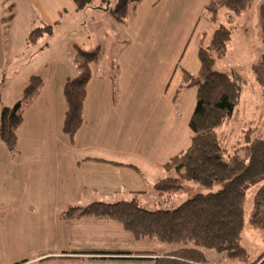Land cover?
Returning a JSON list of instances; mask_svg holds the SVG:
<instances>
[{
	"label": "crops",
	"instance_id": "0c3cea01",
	"mask_svg": "<svg viewBox=\"0 0 264 264\" xmlns=\"http://www.w3.org/2000/svg\"><path fill=\"white\" fill-rule=\"evenodd\" d=\"M94 1L78 9L73 0H0L13 5L14 14L7 24L0 19L1 105H13L30 77H40L44 83L16 132V154L11 155L0 141V224L24 229L28 240L36 228L47 229L46 243L38 254L18 257L17 262L13 257L11 264L141 259L153 264L152 260L167 254L146 250L164 244L135 241L115 222L62 220L59 214L93 203L135 201L141 206L154 192V184L169 176L163 165L187 150L193 138L188 123L196 89L184 88L183 71L197 75L202 40L210 34L211 24L222 16L228 20L229 15L220 10L216 21L203 15L215 0H141L132 14L117 22L110 13L114 6ZM263 3L251 0L236 17L240 39L252 31L241 21L255 19ZM89 10L88 37L72 42L63 34L64 40L54 49L57 27L65 29L74 16L76 23L86 25L82 18ZM44 26L52 27L51 36L28 45L30 32ZM227 28L232 39L236 30ZM28 46L32 58L22 62L17 52ZM74 46L84 51L99 49V60L90 66L83 124L69 139L62 132L67 109L63 88L67 79L77 75ZM62 48H66L64 57L57 55ZM17 63H24L21 78L13 77Z\"/></svg>",
	"mask_w": 264,
	"mask_h": 264
},
{
	"label": "trees",
	"instance_id": "16d2710c",
	"mask_svg": "<svg viewBox=\"0 0 264 264\" xmlns=\"http://www.w3.org/2000/svg\"><path fill=\"white\" fill-rule=\"evenodd\" d=\"M140 1L118 0L110 13L117 22H123ZM73 2L78 9H83L92 0ZM250 3L251 0H215L204 8L203 15L212 21H216L220 10L238 16L248 9ZM8 9L9 23L14 16L13 5H9ZM51 34V26L33 29L27 44L33 45L43 36ZM230 40V29L218 26L207 45L201 44L198 49L200 69L197 75L183 71L184 88L196 89L195 108L188 123L193 138L187 150L163 165L162 169L169 176L153 186L154 191L166 200L186 192L185 183H194L206 189L219 184L221 188L207 194H196L171 210L150 211L135 201L93 203L84 209L69 207L59 214L60 219L108 220L120 225L135 241L180 246L152 260L153 264H207L205 251L225 253L227 258L245 264H257L264 258L263 254L259 261L249 262L248 254L241 246L246 194L255 186L259 188L253 197L249 223L264 231V136L256 133L244 137L243 146H235L230 154L221 145L217 132L229 123L241 97L239 84L226 73L214 70L215 63L225 57ZM73 51L77 75L67 79L63 88L67 109L62 132L69 139L83 124L90 66L99 60V49L84 51L74 46ZM254 74L264 88V53L254 66ZM43 86L40 77L32 76L13 105L3 106L0 102V141L11 155L16 154V132L23 122L24 112Z\"/></svg>",
	"mask_w": 264,
	"mask_h": 264
},
{
	"label": "rangeland",
	"instance_id": "374dc122",
	"mask_svg": "<svg viewBox=\"0 0 264 264\" xmlns=\"http://www.w3.org/2000/svg\"><path fill=\"white\" fill-rule=\"evenodd\" d=\"M117 2L118 0H105L103 3L100 1L101 4L105 5V7H115ZM94 3H98V1L95 0ZM7 5H3L2 2H0V19L1 23H3L2 20H4L5 24L8 23L7 17L10 15ZM89 5L90 3L86 7ZM262 7L263 10H258L256 13L254 11L255 19L252 18L251 20L246 19L241 21L243 24L246 23L244 25L246 28L250 26L252 30L249 36L245 34L241 36L242 40L240 39L241 29L238 25L239 20H236L239 18H236V15H233L226 10L222 11L229 15L228 20L226 19L227 21H224L222 16L219 20H217L216 24H211L210 26V34L219 26V24L225 27H231L232 30L233 28L236 30V32H233L231 42L228 44L227 54L222 60L217 61L214 65V70L226 73L230 76V78L234 79L241 88L240 101L233 112L231 120L228 124L217 130V132L220 133L221 145L227 149L230 154L233 152L235 146H243L244 137H251L256 133H264V88L262 87V84L257 81L256 75L254 74V66H256V64L260 61V59L258 60V58H261L260 55L264 53V3L262 4ZM85 13L86 14H83L84 18H82V20L83 23L84 21H87L86 25H82V22L81 24L76 23L78 17L74 16L72 23L65 29L62 26L57 27L58 33L55 35L54 41L52 42L54 49H57V46H59L61 41L64 40L65 36L63 34H66V37L70 38L72 42H82L83 39L88 37V30L92 25V12L89 10ZM210 34L205 37V41L202 43L204 46L207 45ZM43 37L46 38L47 36ZM43 43L44 40L42 41V44ZM89 43L90 41L88 44ZM31 49V46H28L23 50L18 51L19 60L24 62L31 59L33 55ZM57 55L64 57L66 55V48H62L61 50L59 49L57 51ZM23 65L24 63H17L15 65L12 72H15L16 75L13 77L21 78L23 76L25 69ZM9 78H11L10 75L7 79ZM185 188L186 192L176 194L171 201L167 202L164 201L163 198L159 197L154 191L151 195H147L144 198L141 206L150 211L157 209L171 210L178 207L183 202L193 198L196 194L215 192L221 188V185L216 184L212 189H206L194 183H185ZM258 188L259 186H255L248 190L244 206L245 225L241 246L247 252L249 262L251 263H255L264 254V231L252 227L249 223L250 213L253 206V197ZM46 230L47 229L45 228H36V233L28 240L27 238H24V229L13 228L9 226V224L1 223L0 264H11V262H13V257L15 258V262H17L16 258L18 257L25 256L26 258H30L35 254H38L46 243ZM18 233H21L20 237L17 236ZM155 245L160 244L156 243ZM179 248V245L164 244L162 248H158L157 246H148L146 250L154 252L155 254H162L163 252L168 254ZM205 257L207 264H245L243 262L227 258L225 253H217L214 251H205ZM144 260L146 259H143V261L136 260V262H129L125 260H116L111 262L105 260V262H99L97 264H151V262ZM263 260L264 258H261L260 261L258 260L259 262L257 264Z\"/></svg>",
	"mask_w": 264,
	"mask_h": 264
}]
</instances>
